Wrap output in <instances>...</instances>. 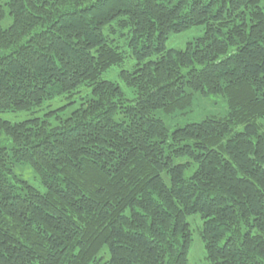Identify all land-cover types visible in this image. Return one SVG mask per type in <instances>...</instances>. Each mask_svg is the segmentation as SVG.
Segmentation results:
<instances>
[{
  "label": "trees",
  "instance_id": "obj_1",
  "mask_svg": "<svg viewBox=\"0 0 264 264\" xmlns=\"http://www.w3.org/2000/svg\"><path fill=\"white\" fill-rule=\"evenodd\" d=\"M198 95L225 114L170 130ZM195 214L264 264V0H0V264H189Z\"/></svg>",
  "mask_w": 264,
  "mask_h": 264
},
{
  "label": "rangeland",
  "instance_id": "obj_2",
  "mask_svg": "<svg viewBox=\"0 0 264 264\" xmlns=\"http://www.w3.org/2000/svg\"><path fill=\"white\" fill-rule=\"evenodd\" d=\"M11 22V18L8 15L7 18L2 21L1 25L5 28L8 27ZM203 34V29L193 28L187 32L172 35L168 40L167 45L169 47H174L177 49L184 48L186 43L190 40H193L195 37L201 36ZM120 67H113L109 71L104 73V77L106 79H110L112 81L118 82L121 87L123 88L126 96L128 98H133L132 91L126 87V85L121 81L118 76V72ZM59 100H62L61 102ZM66 103L65 99L57 98L54 99L44 105V110L41 112L49 111L56 107H59ZM76 104L69 105L65 112H69ZM227 110V103L221 96H208L204 97L201 95L197 96L196 99V106L194 111L187 115H176V116H162L166 122V125L169 127L170 130H173L175 127L179 125H185L188 122L201 120L207 115L216 114V115H224L225 111ZM7 118L16 121L26 118L27 115L24 113H8L5 114ZM17 172L23 174V176L30 181L36 188L41 191L45 190V187L40 182V180L36 177L33 169L30 166H21L17 168ZM190 222L191 229L193 232V240L189 252V264H209L206 258V249L204 242L201 236V227H202V218L199 214L191 215L188 218Z\"/></svg>",
  "mask_w": 264,
  "mask_h": 264
}]
</instances>
